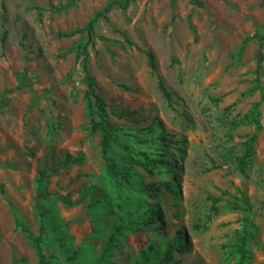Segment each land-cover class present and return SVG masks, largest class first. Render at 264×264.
Returning <instances> with one entry per match:
<instances>
[{"label": "rangeland", "instance_id": "obj_1", "mask_svg": "<svg viewBox=\"0 0 264 264\" xmlns=\"http://www.w3.org/2000/svg\"><path fill=\"white\" fill-rule=\"evenodd\" d=\"M114 1L88 45L116 126L105 153L83 29ZM126 1L0 0V264L38 263L17 217L42 233L50 264H105L116 223L127 228L115 264L179 229L185 250L165 264H240L249 221L243 263L264 264V0ZM153 206L160 219L147 223Z\"/></svg>", "mask_w": 264, "mask_h": 264}, {"label": "trees", "instance_id": "obj_2", "mask_svg": "<svg viewBox=\"0 0 264 264\" xmlns=\"http://www.w3.org/2000/svg\"><path fill=\"white\" fill-rule=\"evenodd\" d=\"M130 0H127L124 5L129 3ZM51 3V0H50ZM111 4H121V1H114L111 2L109 5H107L104 10L98 12L96 16L91 19L86 27L83 29V31L88 32V41L83 45L82 53H83V68L85 71V76L87 79V91H86V99L88 104V109L90 110L93 118H92V130H100L102 132V147L103 151L106 153L107 148L110 146V142L112 140L113 132L116 130V126L114 123L109 119V113L107 108L106 100L104 99V96L100 92L97 82L95 78L90 74L89 71V51H88V45L90 42L93 41V34L95 29V24L100 16L103 15V13L108 9V7ZM81 31V29L77 30ZM75 32H69L66 35H73ZM262 43H264V37L262 38ZM148 57V63L152 71H154L157 74V77L159 79V86L162 88L165 94L169 95V92L163 82L162 76L158 73V68L156 64V58L153 52L148 51L147 53ZM124 112L122 111L121 114ZM95 116L98 117V119L95 118ZM250 150H248L243 155H237L235 156L237 162L239 163V168L241 170H244L245 167L248 165L250 161ZM68 160L67 162H69ZM74 161H82V157L79 156L77 158H74ZM149 164L153 167L157 166L153 163V161H149ZM0 190L2 193H5V190L3 188V185H0ZM61 199L65 202V204L72 205L73 202L68 197H61ZM160 207L159 206H153L151 209H149L146 212L145 221L147 223H156L160 219ZM17 226L22 229L24 233L27 234L31 245L35 248L36 254L38 257V263L37 264H50L49 256L44 250L43 247V235L42 233L35 234L30 226L19 219V217L16 218ZM113 233L110 236H107L104 241V249L102 253V259L105 261V264H115L111 260V256L113 254L114 245L117 242L121 241V238L123 236L122 229L127 228L122 226L121 224H114L112 226ZM256 228V225L249 221L247 223V226L244 229V234L239 237L237 246H238V252L240 253V264H244L243 261L248 258L249 251L247 248L248 239L252 235V230ZM184 232L182 229H179L177 235L170 241L166 243V246L161 247L156 244H150L147 248H142L139 252V256L133 261L132 264H165L163 257H167L168 250L169 249H176L179 252H182L185 250L184 248ZM25 258H13L12 264H20L22 261H24Z\"/></svg>", "mask_w": 264, "mask_h": 264}]
</instances>
